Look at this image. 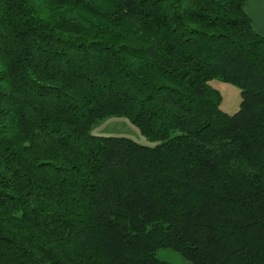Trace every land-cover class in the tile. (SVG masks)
Masks as SVG:
<instances>
[{"label":"trees","instance_id":"16d2710c","mask_svg":"<svg viewBox=\"0 0 264 264\" xmlns=\"http://www.w3.org/2000/svg\"><path fill=\"white\" fill-rule=\"evenodd\" d=\"M245 2L0 0V264H264ZM215 78L240 88L234 113ZM109 116L153 144L91 133Z\"/></svg>","mask_w":264,"mask_h":264},{"label":"rangeland","instance_id":"374dc122","mask_svg":"<svg viewBox=\"0 0 264 264\" xmlns=\"http://www.w3.org/2000/svg\"><path fill=\"white\" fill-rule=\"evenodd\" d=\"M257 7H261L262 0H255ZM260 2V3H259ZM255 8V11L257 9ZM246 8L247 1H246ZM256 13H258L256 11ZM210 84L221 94L220 108L229 114L238 109L240 101V88L232 83L220 79H213ZM91 133L100 135L125 136L141 144H153L147 140L139 131L138 127L123 116H109L95 122L91 128ZM158 258L174 264H183L188 261L177 251L171 248H161L156 251Z\"/></svg>","mask_w":264,"mask_h":264},{"label":"crops","instance_id":"0c3cea01","mask_svg":"<svg viewBox=\"0 0 264 264\" xmlns=\"http://www.w3.org/2000/svg\"><path fill=\"white\" fill-rule=\"evenodd\" d=\"M247 1V12L249 13L250 17L252 18L253 25L255 28L264 35V0H262L261 7H257L259 4L255 2V0H246ZM260 3V2H259ZM257 5V6H256ZM246 6V2H245ZM257 7L256 13L255 8Z\"/></svg>","mask_w":264,"mask_h":264}]
</instances>
